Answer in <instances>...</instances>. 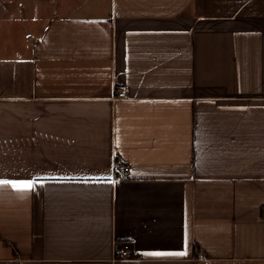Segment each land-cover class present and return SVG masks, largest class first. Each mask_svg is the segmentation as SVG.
<instances>
[{"label":"crops","instance_id":"obj_1","mask_svg":"<svg viewBox=\"0 0 264 264\" xmlns=\"http://www.w3.org/2000/svg\"><path fill=\"white\" fill-rule=\"evenodd\" d=\"M0 179L36 181L0 186V264H264V0L50 18L0 53Z\"/></svg>","mask_w":264,"mask_h":264},{"label":"rangeland","instance_id":"obj_2","mask_svg":"<svg viewBox=\"0 0 264 264\" xmlns=\"http://www.w3.org/2000/svg\"><path fill=\"white\" fill-rule=\"evenodd\" d=\"M97 0H0V53L22 52L52 17L74 13Z\"/></svg>","mask_w":264,"mask_h":264},{"label":"built area","instance_id":"obj_3","mask_svg":"<svg viewBox=\"0 0 264 264\" xmlns=\"http://www.w3.org/2000/svg\"><path fill=\"white\" fill-rule=\"evenodd\" d=\"M116 97L117 98L125 97V89L122 88L121 90L117 91ZM116 171L118 173L122 174L123 176L128 175V167L122 162H117ZM112 257H113V259L116 260V259H133L136 256H135V254H131L129 252L127 246H124L123 248H118V247L113 248ZM202 257H203L202 255H199V258H202Z\"/></svg>","mask_w":264,"mask_h":264},{"label":"snow or ice","instance_id":"obj_4","mask_svg":"<svg viewBox=\"0 0 264 264\" xmlns=\"http://www.w3.org/2000/svg\"><path fill=\"white\" fill-rule=\"evenodd\" d=\"M36 181L34 180H22V181H10L6 179H0V186L11 187L13 190L21 193L32 191ZM184 253H153V255H183Z\"/></svg>","mask_w":264,"mask_h":264}]
</instances>
